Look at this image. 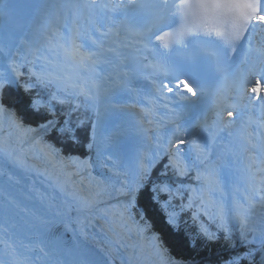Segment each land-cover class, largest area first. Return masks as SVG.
<instances>
[{"label":"snow or ice","instance_id":"obj_1","mask_svg":"<svg viewBox=\"0 0 264 264\" xmlns=\"http://www.w3.org/2000/svg\"><path fill=\"white\" fill-rule=\"evenodd\" d=\"M76 6L86 11L89 24L93 14L123 10L122 31L132 38L131 45L124 46H134L139 54L135 59L149 70L145 79L151 81L154 98L140 110L131 128L114 122L115 113L102 111L104 88L91 73L106 58L91 49L90 36L87 31L82 34L78 25L61 45L72 72L54 69L50 61L38 64L27 57L21 61L8 43L0 44V175L19 183V174L29 170V153L38 152L66 177L60 187L75 202L76 211L93 209L117 193L119 202L102 209V214L112 215L113 224L124 229L133 247L150 246L159 264L182 262L151 231L147 213L153 205L164 212L173 228L179 227L181 213L196 208L192 214L196 234L208 241L223 240L230 250L218 264H264V179L255 178L256 172L264 174V155L259 160L251 155L264 153V147L253 144L245 128L241 139L246 141L244 151L250 153L252 179L244 195L233 196L225 205L212 199L222 192L224 157L210 161L203 138L205 130L211 129L214 139L231 128L234 121L224 120V112L232 116L233 110L264 107V39H257L264 32V0H127L115 4L84 0ZM27 7L42 10L47 5ZM238 51L243 59L234 66ZM176 52L186 54L177 58ZM128 75L126 71L116 73L120 87H127ZM209 88L214 98L212 118H203L195 126L182 125V117L196 109ZM158 108L167 111L156 120ZM164 122L172 126L167 133L160 132ZM145 123L155 125L153 135L147 137L150 147L142 142V133L151 131L143 127ZM85 130L88 150L97 159L103 158L107 170L98 177L86 174L92 167L91 157L72 154V149L83 145ZM162 161L166 162L160 175L167 178L171 172V178L153 181V170ZM184 178L194 179L196 186ZM147 189L151 195L138 212L139 197ZM17 206L0 196V251L4 253L0 264H33L37 247L48 264H95L87 246L69 248L61 237L35 224L27 231L18 229L13 223ZM49 211L50 207L37 210L40 223L46 222ZM201 213L215 224V231L200 219ZM59 214L57 207L52 218Z\"/></svg>","mask_w":264,"mask_h":264},{"label":"bare ground","instance_id":"obj_2","mask_svg":"<svg viewBox=\"0 0 264 264\" xmlns=\"http://www.w3.org/2000/svg\"><path fill=\"white\" fill-rule=\"evenodd\" d=\"M27 5L15 10L7 5V7H5L4 0H0V13H3V15H0V44L8 43L13 50L14 56L16 53H19V57L25 56V52L28 48L30 49V41L35 38V31H37V35H41L39 24L41 25V21H43L45 17H48V14L44 15L45 12L43 9L36 10L27 7ZM48 11H50V14L54 12L53 9ZM3 19H7L6 25L1 23ZM53 58L55 59V55H53ZM64 63L65 61H63V65ZM63 65L57 66L56 69L63 72H70L69 67ZM113 79L116 80L117 84L110 89L109 93L103 96L107 111L109 113H115L113 117L114 122L133 125L135 122L130 115L131 108L126 106L134 105L137 108L143 109L145 106L148 107L149 105L143 102L146 104L143 106L140 102V95L132 86V78H125L127 87H120L119 80L117 78ZM109 80L110 79H107L103 82V88L109 86ZM213 99L212 94L205 99L204 105L200 104V100H198L196 109L185 114L181 119V124L185 127L195 126L203 118H212L211 114L207 111L209 106H211L209 103ZM112 105H120V107L112 108ZM212 107H214V104H212ZM164 110L163 108H158L157 112L160 114L163 113ZM236 113L239 114L237 111L233 110L232 115H236ZM156 117L159 116L156 115ZM156 117L154 119H156ZM164 123L167 126L160 128L161 133L169 132L172 127L166 122ZM153 126L155 125L153 124ZM153 126L151 127L153 128ZM151 131H155V128ZM207 131H210L208 132L210 141L206 142L208 150L211 153L210 158L216 161L220 156L224 157L221 164L224 191L220 192V194H222L224 198L228 197L232 199V193H235L238 187L244 186L245 184L241 179V170L238 168V165L241 162L240 158L246 155V151H244V146H242L241 143L231 142L230 137L227 135L222 136V134L217 133L213 139L212 130L209 129ZM144 134L148 136L147 133ZM151 135H153V133ZM252 142L255 141L252 139ZM258 142L261 146H264L261 137L258 139ZM32 153H29L27 163H30V160H37V162H35V164L31 163L32 166L28 165L29 170L26 174H19L22 176L19 183L15 182V178L12 181H8L0 175V196H5L9 198L14 205H18L14 208L13 215V223L16 227L20 230L27 231L35 224L42 230L61 237L69 248L78 245L87 246L93 253L95 264H125L119 256V253L114 250V247L107 244V241L102 234H100L93 221L94 211L100 212L101 208H104L105 205L100 203L93 209H81L80 211H76L77 205L60 187V185L64 184L66 177L52 166L46 168L44 165H46L45 163H48V161L43 157V160L39 162L38 159L40 156H36L38 158L32 157ZM7 170L8 169H4V171ZM13 171L16 170L13 169ZM237 184L238 186L236 188ZM237 196L240 195L237 194ZM69 204H71L72 207H67ZM49 207L50 211L47 214L46 222L42 224L37 217V210ZM57 207L60 209V214L53 219L52 213ZM123 231L124 229L121 226L117 227L116 232L120 233V236ZM117 233H114L116 237L119 236ZM116 237L113 235L114 241L118 242L120 246L125 244V249L121 247V251L125 255L126 263H148V259L143 252L149 249V246L143 244L142 246L133 247L131 244L132 242H130L129 247H126L124 239L118 241ZM129 249L133 251V255ZM3 257V251H0V258ZM152 260L154 261L153 258ZM33 264H48L46 258L39 253L38 247Z\"/></svg>","mask_w":264,"mask_h":264},{"label":"trees","instance_id":"obj_3","mask_svg":"<svg viewBox=\"0 0 264 264\" xmlns=\"http://www.w3.org/2000/svg\"><path fill=\"white\" fill-rule=\"evenodd\" d=\"M22 70L27 71V68ZM88 115H92V113L89 112ZM81 135L83 145L72 149V154L82 159L88 157L93 158L95 154L90 152L87 148V131H83ZM57 147L61 146L57 145ZM62 151L68 154L69 150L67 148H62ZM165 162L166 161H162L161 165H158L157 168L153 170V181H162L171 178V172H169L167 178L160 175L162 165ZM196 183V181L191 182L193 186H196ZM150 195V189L145 190L141 194L136 211L139 212L144 208ZM178 203L179 201H173V204ZM196 210V208H193L181 213L179 227L173 228L167 224L164 212L158 206L153 205L148 209L147 213L151 231L160 234L167 251L173 258L182 260L186 262V264H218L219 261H222L223 258L229 254L230 250L226 248L224 241H208L196 234L197 223H194L192 219V214ZM200 219L209 224L211 230H216L215 224L209 220L208 216L201 213Z\"/></svg>","mask_w":264,"mask_h":264},{"label":"rangeland","instance_id":"obj_4","mask_svg":"<svg viewBox=\"0 0 264 264\" xmlns=\"http://www.w3.org/2000/svg\"><path fill=\"white\" fill-rule=\"evenodd\" d=\"M30 47V46H29ZM45 50L46 49H43V50H41L39 53H38V55H39V59H40V62H39V64H45V63H47L44 59H43V52H45ZM32 52L31 51H29V48H28V50L25 52V56H30V54H31ZM25 56H20L19 57V59L21 60V61H23L24 60V58H25ZM108 85L110 86V89L111 88H113V85H115V83L113 82V81H110V82H108ZM102 98V99H101ZM100 106H101V109H102V111H104V110H106L107 111V106L105 105V102H104V99H103V96H100ZM119 124H121L123 127H125L126 129L127 128H131L133 125H135V123H133V125L131 124V125H126L125 123H119ZM145 128V127H144ZM146 129H149L148 127H146ZM161 131V130H160ZM152 133H154V131H152L151 132V134ZM142 137H143V144H144V146L145 147H147L148 145H149V140L147 139V137L148 136H146L144 133H142ZM203 138H204V141L205 142H209L210 141V139H209V135H203ZM209 139V140H208ZM43 158V157H42ZM41 157H39V159L38 160H43ZM211 161V160H210ZM212 162H215V161H212ZM41 163H43V162H41ZM90 163H91V165H92V167H91V169L93 170V171H95L96 173H98L99 174V176H100V174L101 173H105L107 170L103 167V163H104V161H103V158L101 157L100 159H97V157H96V155L93 157V158H91V161H90ZM124 163V166L125 167H127L128 166V162L127 161H124L123 162ZM46 165H44L46 168H50L51 167V165L49 164V163H45ZM29 166H32L31 164H28ZM221 171H222V167H221ZM193 173L194 172H192V173H190V176L191 177H193ZM193 181H195L194 179H188V178H185L184 179V182H186V183H191V182H193ZM113 193H115V192H112L111 194H113ZM119 200H120V198L118 199V202H119ZM98 218H100V222H99V220H98ZM93 221H94V223L96 224V226H97V229H98V231L100 232V234H102V236L105 238V240L107 241V244H109L110 246L112 245V242H111V240L113 239L114 240V238H113V234L112 233H109V232H114V233H117L116 232V230H117V227H119V226H116V225H114L113 224V217H112V215H108V216H104L103 214H102V212L100 211V212H98V213H94L93 214ZM114 228V230H112ZM110 238V239H109ZM112 238V239H111ZM219 241H221V240H219ZM142 245V244H141ZM113 246V245H112ZM120 246V245H119ZM114 247V246H113ZM126 247H129V243H127L126 242ZM125 249V248H124ZM114 250H116V252L117 253H119V256L121 257V259H122V261L125 263V264H128V263H126V259H125V255L123 254V252L121 251V247H120V249L117 247V248H115L114 247ZM130 250V252L132 253V255H133V251L131 250V249H129ZM144 254H145V257L148 259V263L147 264H156L153 260H152V257H151V255H154L153 253H151V252H148V251H144L143 252ZM148 253V254H147ZM127 254V253H126ZM149 254H151V255H149ZM128 255V254H127Z\"/></svg>","mask_w":264,"mask_h":264},{"label":"water","instance_id":"obj_5","mask_svg":"<svg viewBox=\"0 0 264 264\" xmlns=\"http://www.w3.org/2000/svg\"><path fill=\"white\" fill-rule=\"evenodd\" d=\"M31 163H32V164H35V162H34L33 160H30V164H31Z\"/></svg>","mask_w":264,"mask_h":264}]
</instances>
